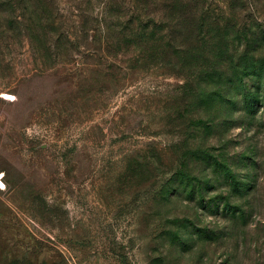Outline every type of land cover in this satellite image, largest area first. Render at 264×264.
Listing matches in <instances>:
<instances>
[{"label":"rangeland","instance_id":"1","mask_svg":"<svg viewBox=\"0 0 264 264\" xmlns=\"http://www.w3.org/2000/svg\"><path fill=\"white\" fill-rule=\"evenodd\" d=\"M192 19L204 34L169 33ZM112 24L173 46L121 68ZM242 30L264 55V0L0 10V264H264V87L230 62Z\"/></svg>","mask_w":264,"mask_h":264},{"label":"trees","instance_id":"2","mask_svg":"<svg viewBox=\"0 0 264 264\" xmlns=\"http://www.w3.org/2000/svg\"><path fill=\"white\" fill-rule=\"evenodd\" d=\"M12 4V0H0V10H5L9 5ZM28 7V6H27ZM33 10V9H32ZM29 9V15L27 17L28 20H30V16L34 15V11ZM31 12V13H30ZM24 14H26V11H24ZM188 20V19H186ZM192 21H195V19H192ZM203 21L196 20L195 22L191 23L186 21L184 24L181 23V25H175V27H170L169 33L173 34V32L177 33L181 41L184 43L186 40H184V37H187L191 34H195L194 36L204 34L206 30V24L202 23ZM105 28V34H104V41L102 42V48L101 50L104 51L107 55L117 58L118 56L124 57L127 56L126 63L121 66V68H134V67H144L149 62H152L153 58L160 54L161 52H165L167 49H169L171 46H173L172 39L171 41H168L164 43V45L157 49V40L161 37H153L155 29L151 28L150 25H143L141 27H135L132 24H127L125 27L119 28L117 30V26L107 25ZM193 28V30H191ZM163 30V28H158ZM27 33L33 37L32 30L28 29L27 24ZM255 30H252L251 32L243 31L242 33H239L240 36L244 37L246 40H241L238 35V40L241 45H238L241 47V52L237 54L235 59L231 58L230 62L234 64V67H240L245 70L258 71L259 72V79L257 83V88L264 87V55L256 54V51L259 50L258 46L259 44H255V41L247 38L246 36H250V34H254ZM198 33V34H197ZM127 34L130 36H133L132 38L127 37ZM161 34V33H160ZM159 34V35H160ZM62 35V34H61ZM113 35V38H111ZM71 41L69 40V43ZM101 45V44H100ZM71 46H75L74 42H71ZM100 47V46H99ZM174 47H176L174 45ZM173 47V48H174ZM181 44L179 47H176L175 49H180ZM252 53V54H251ZM263 57H259V56ZM258 56V57H257ZM226 58V57H225ZM127 65V66H126ZM253 70V71H252ZM251 95L247 94V98H250ZM264 100V99H263ZM256 102V101H255ZM249 105H253L251 101H248ZM247 104V105H248ZM228 180H231L230 183L237 185V180L233 178V176L230 174V177ZM233 186V188L237 189V186ZM238 190V189H237Z\"/></svg>","mask_w":264,"mask_h":264}]
</instances>
